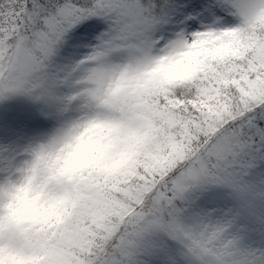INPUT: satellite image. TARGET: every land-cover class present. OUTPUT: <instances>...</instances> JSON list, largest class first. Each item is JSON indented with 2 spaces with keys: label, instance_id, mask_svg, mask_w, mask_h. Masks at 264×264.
<instances>
[{
  "label": "snow or ice",
  "instance_id": "snow-or-ice-1",
  "mask_svg": "<svg viewBox=\"0 0 264 264\" xmlns=\"http://www.w3.org/2000/svg\"><path fill=\"white\" fill-rule=\"evenodd\" d=\"M0 264H264V0H0Z\"/></svg>",
  "mask_w": 264,
  "mask_h": 264
}]
</instances>
